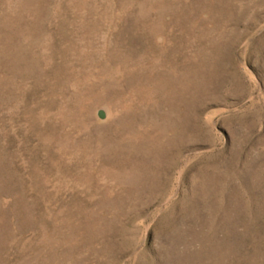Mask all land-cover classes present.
<instances>
[{
  "label": "rangeland",
  "instance_id": "rangeland-1",
  "mask_svg": "<svg viewBox=\"0 0 264 264\" xmlns=\"http://www.w3.org/2000/svg\"><path fill=\"white\" fill-rule=\"evenodd\" d=\"M0 264H264V0H0Z\"/></svg>",
  "mask_w": 264,
  "mask_h": 264
}]
</instances>
